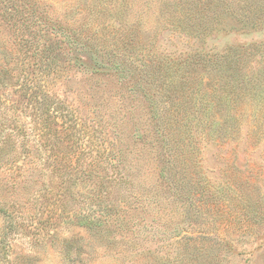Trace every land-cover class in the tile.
<instances>
[{
    "label": "rangeland",
    "instance_id": "1",
    "mask_svg": "<svg viewBox=\"0 0 264 264\" xmlns=\"http://www.w3.org/2000/svg\"><path fill=\"white\" fill-rule=\"evenodd\" d=\"M90 49L107 68L97 72ZM0 67L65 104L82 163L103 144L123 152L128 211H111L109 232L67 231L56 194L23 198L0 264H264V0H0ZM148 93L195 125L189 171L173 162L171 182L159 180ZM1 95L40 133L36 104L18 103L15 88ZM50 146L35 143L39 165Z\"/></svg>",
    "mask_w": 264,
    "mask_h": 264
},
{
    "label": "trees",
    "instance_id": "2",
    "mask_svg": "<svg viewBox=\"0 0 264 264\" xmlns=\"http://www.w3.org/2000/svg\"><path fill=\"white\" fill-rule=\"evenodd\" d=\"M90 51L95 53L92 49ZM96 53V57H100V71L97 72H101V68L108 67L105 63L108 61ZM55 62L56 58L50 60L52 65ZM189 62V55L179 60L181 65ZM120 66L116 65V70L124 73V68L120 69ZM16 68L0 69V90L8 91V88H15V93L19 94L20 98L18 103L30 106L32 103L36 104L35 114L42 123V130L40 129V133H35L25 124L20 125L16 116L17 111L14 109L15 104L1 105L5 98L0 96V216L3 217L5 224L0 239L2 248H8L9 236L22 226L17 220L15 206L22 207L23 198L41 195L43 190H50L59 198L56 202L64 210V229L67 231L84 229L98 233L109 232L111 223L115 221L111 211L119 207L118 214L125 216L128 213L127 208L120 207L118 203V198L120 203L124 198L118 188V180L124 178L119 179V176L127 175L121 173L124 169L117 164V161H122L123 152L117 151L118 155L115 154L114 158L115 152L103 144L95 157L89 155L87 158L89 161L82 163L83 154L78 151L82 133L77 129V124L65 104L53 93L42 89L43 87L35 88L30 82H25L21 77L23 74L15 73ZM130 78L134 79L133 76ZM134 84L139 83L134 80ZM148 94L151 121L160 146L159 180L160 183L167 180L171 182L169 169H177L174 165L175 161L187 165V169L190 166V163H187L184 145L185 141L188 147L193 144L195 125L184 117L180 118L178 114L169 115L166 109L161 110L154 95ZM59 119L62 123L58 122ZM52 124L54 134L50 136ZM215 124L217 127L222 126L221 123L215 122ZM178 131V135L184 137L181 141L175 138ZM51 139L52 143H50ZM35 143H39V147L46 153L45 148L48 144L52 145L48 149L50 155H47L43 165H39L36 158ZM187 176L188 181L191 182L189 173ZM113 187L116 192L113 191ZM55 191L57 193H54ZM84 191L88 193L86 196L83 194ZM113 193H118V197L112 202L108 201ZM74 238L75 236L64 239V245H69ZM72 252L71 246H66L70 260Z\"/></svg>",
    "mask_w": 264,
    "mask_h": 264
}]
</instances>
